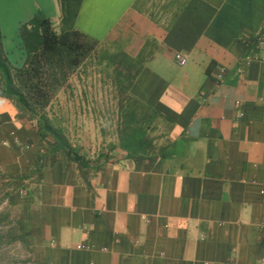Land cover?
Segmentation results:
<instances>
[{
  "label": "crops",
  "instance_id": "1",
  "mask_svg": "<svg viewBox=\"0 0 264 264\" xmlns=\"http://www.w3.org/2000/svg\"><path fill=\"white\" fill-rule=\"evenodd\" d=\"M37 12L60 27V0L0 6L12 65ZM74 27L97 52L41 112L68 147L0 94V190L23 189L34 263L264 264V0H82ZM118 52L140 67L121 104ZM176 52L197 67L170 72Z\"/></svg>",
  "mask_w": 264,
  "mask_h": 264
},
{
  "label": "trees",
  "instance_id": "2",
  "mask_svg": "<svg viewBox=\"0 0 264 264\" xmlns=\"http://www.w3.org/2000/svg\"><path fill=\"white\" fill-rule=\"evenodd\" d=\"M81 1L60 0L62 18L58 29L50 18L40 12L20 25L19 37L25 51L20 66L12 65L3 57L0 31V94L13 99L22 113L37 117L38 135L41 138L50 136L54 140L53 149L58 144L68 147L67 139L47 118L41 116V112L49 106L82 63L94 55L98 45L95 39L74 27ZM105 55L101 53L98 56ZM112 57L116 73L114 83L121 104L140 67L128 63L122 53ZM119 133L123 135L119 143L123 148L132 150L136 147V128L120 130Z\"/></svg>",
  "mask_w": 264,
  "mask_h": 264
},
{
  "label": "rangeland",
  "instance_id": "3",
  "mask_svg": "<svg viewBox=\"0 0 264 264\" xmlns=\"http://www.w3.org/2000/svg\"><path fill=\"white\" fill-rule=\"evenodd\" d=\"M9 24V22H8ZM7 26V25H6ZM15 28L13 24L4 26L3 31L6 37V45H10L16 39V34L14 32ZM99 45H97L96 49ZM100 50V49H99ZM97 51H95L96 53ZM119 53V52H118ZM121 54V53H120ZM178 64V63H177ZM175 64L170 67V72L182 75V72L189 67H195L196 65H192L191 63L178 66ZM95 68H103L101 65H94ZM87 67V66H86ZM92 67V66H91ZM159 67H162L159 65ZM197 67V66H196ZM154 68L159 69L157 66ZM199 68V66H198ZM95 69L92 68L93 71ZM163 71L167 76L171 73H168L166 69ZM86 72V71H81ZM179 76V75H176ZM194 78V75H193ZM130 87L131 94L134 95L137 88ZM145 86V84H144ZM133 98V97H132ZM135 98V96H134ZM133 98V99H134ZM62 105L65 99L63 97L60 98ZM38 150V149H37ZM1 178V177H0ZM3 177L1 178V180ZM4 181H1V185ZM22 188H17L16 190H12L6 187H3L0 190V264H35L34 258L29 255V248L25 244L21 234L23 232V215L21 213V206L23 205L24 193L22 192Z\"/></svg>",
  "mask_w": 264,
  "mask_h": 264
},
{
  "label": "built area",
  "instance_id": "4",
  "mask_svg": "<svg viewBox=\"0 0 264 264\" xmlns=\"http://www.w3.org/2000/svg\"><path fill=\"white\" fill-rule=\"evenodd\" d=\"M174 59L179 65H183L186 62V57L183 54H181L180 52H176L174 54ZM224 72H225V68H222L221 71L217 75L219 79L222 78ZM262 192H264V191H262Z\"/></svg>",
  "mask_w": 264,
  "mask_h": 264
},
{
  "label": "snow or ice",
  "instance_id": "5",
  "mask_svg": "<svg viewBox=\"0 0 264 264\" xmlns=\"http://www.w3.org/2000/svg\"><path fill=\"white\" fill-rule=\"evenodd\" d=\"M3 2H4V0H0V6H2V5H3Z\"/></svg>",
  "mask_w": 264,
  "mask_h": 264
}]
</instances>
